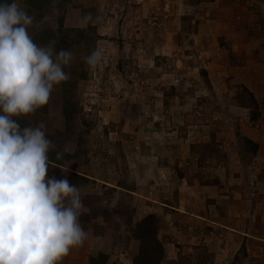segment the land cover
I'll list each match as a JSON object with an SVG mask.
<instances>
[{
    "label": "rangeland",
    "instance_id": "rangeland-1",
    "mask_svg": "<svg viewBox=\"0 0 264 264\" xmlns=\"http://www.w3.org/2000/svg\"><path fill=\"white\" fill-rule=\"evenodd\" d=\"M198 1L17 0L34 24L48 18L28 29L37 44L55 39L57 51L74 54L64 69L70 79L54 86L48 103L13 117L21 128L46 123L55 145L48 176L66 177L80 190L87 238L58 264H91L100 255L102 264H161L167 238L191 233L173 214L199 211V191L186 194L183 185L213 180L216 162L227 159L221 172L232 193L233 153L245 163L255 149L236 126L242 116L234 105L255 102L246 89L221 94L220 81L194 59L193 28L206 16ZM95 49L103 55L91 69L83 57ZM184 197L194 205L178 211L161 203ZM184 242L198 250L197 239ZM238 248L233 263L245 257V244Z\"/></svg>",
    "mask_w": 264,
    "mask_h": 264
},
{
    "label": "clouds",
    "instance_id": "clouds-1",
    "mask_svg": "<svg viewBox=\"0 0 264 264\" xmlns=\"http://www.w3.org/2000/svg\"><path fill=\"white\" fill-rule=\"evenodd\" d=\"M47 19L34 24L17 0H0V264H58L87 238L80 190L66 177L48 176L55 145L46 123L21 128L13 119L34 114L54 86L70 79L64 69L73 52L57 51L55 39L37 44L28 31ZM91 19L86 14L83 25ZM102 55L95 49L83 59L94 69Z\"/></svg>",
    "mask_w": 264,
    "mask_h": 264
},
{
    "label": "crops",
    "instance_id": "crops-1",
    "mask_svg": "<svg viewBox=\"0 0 264 264\" xmlns=\"http://www.w3.org/2000/svg\"><path fill=\"white\" fill-rule=\"evenodd\" d=\"M198 2L206 16L193 28L196 39L193 57L218 85L220 81V86H216L221 94L238 95L242 89L252 94L254 107L236 100L234 109L242 116L236 126L255 149L245 163L239 151L233 153L232 193L221 172L228 167L227 159L216 162L215 170L220 172L213 180L201 178L196 180L199 184L190 180V184L183 185L186 194L199 191V211L185 209L184 214H173L174 224L186 223L191 229L189 239H197L199 247L188 249L184 242L188 236L180 239L170 236L163 244L166 248L161 264H264V0ZM203 168L200 166V170ZM225 190L230 195H223ZM161 203L178 211L181 210L178 207L194 205L186 197L180 204ZM212 206L217 209L210 210ZM243 244L246 246L243 261L231 262L238 245Z\"/></svg>",
    "mask_w": 264,
    "mask_h": 264
},
{
    "label": "trees",
    "instance_id": "trees-1",
    "mask_svg": "<svg viewBox=\"0 0 264 264\" xmlns=\"http://www.w3.org/2000/svg\"><path fill=\"white\" fill-rule=\"evenodd\" d=\"M152 216H149L148 219H150ZM158 245H159V248H160V253L162 254V251H163V248H162V245L160 244V242H157ZM99 256V255H98ZM101 256V255H100ZM100 256L99 257H91V264H102L101 263V260H105L104 257H102V259H100ZM104 262V261H103ZM139 264V263H137Z\"/></svg>",
    "mask_w": 264,
    "mask_h": 264
},
{
    "label": "built area",
    "instance_id": "built-area-1",
    "mask_svg": "<svg viewBox=\"0 0 264 264\" xmlns=\"http://www.w3.org/2000/svg\"><path fill=\"white\" fill-rule=\"evenodd\" d=\"M165 9H166L167 11H169V4H168V3H166V5H165Z\"/></svg>",
    "mask_w": 264,
    "mask_h": 264
}]
</instances>
